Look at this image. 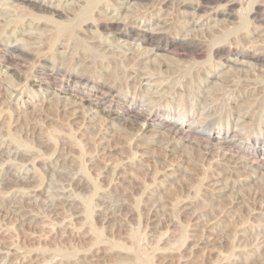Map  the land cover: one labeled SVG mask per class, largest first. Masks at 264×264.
<instances>
[{"label":"rangeland","instance_id":"rangeland-1","mask_svg":"<svg viewBox=\"0 0 264 264\" xmlns=\"http://www.w3.org/2000/svg\"><path fill=\"white\" fill-rule=\"evenodd\" d=\"M88 1L0 0V264H264V0Z\"/></svg>","mask_w":264,"mask_h":264},{"label":"bare ground","instance_id":"bare-ground-1","mask_svg":"<svg viewBox=\"0 0 264 264\" xmlns=\"http://www.w3.org/2000/svg\"><path fill=\"white\" fill-rule=\"evenodd\" d=\"M16 1V0H15ZM19 1V0H18ZM20 1H23V2H26V0H20ZM41 1H43V0H41ZM95 1H97V0H89L88 1V4L86 3V5H85V9H84V11L82 10V12L83 13H81V15H83L84 14V16H86V14L88 13V12H90L93 8V4L94 3H96ZM99 2H100V0H98ZM127 1V0H126ZM200 1V0H199ZM204 1H206V2H215V1H217V2H219L218 0H215V1H213V0H204ZM223 1V0H222ZM221 1V2H222ZM224 1H226V0H224ZM232 1V0H231ZM231 1H230V3H231ZM92 2V3H91ZM99 2H97V3H99ZM106 2V1H105ZM129 2V1H128ZM162 2V1H161ZM198 2V1H197ZM216 2V3H217ZM226 2H228L229 3V0H227ZM239 2V1H238ZM22 3V2H21ZM160 3V2H159ZM165 3V2H164ZM191 3V2H190ZM196 3V2H195ZM201 3V2H200ZM200 3H198V4H200ZM229 3V4H230ZM236 3V2H235ZM235 3H231L228 7L227 6H225V7H222V8H226V9H224L225 10V12L224 13H226L225 15H234V13H233V11L235 10ZM23 4H25V3H23ZM83 4V3H82ZM170 4V3H169ZM204 4V3H203ZM208 4V3H207ZM220 4H222L223 5V2L222 3H220ZM219 4V5H220ZM225 4V3H224ZM26 5V8L28 7V5L31 7V9L33 8V10L30 12H27V15H28V13H32V15H30V16H32L34 19L36 18L37 19V17L39 18H41L42 20L45 18V20H48V21H50V20H52V19H54V21H55V19H57V17H63L62 15H63V12L62 11H60V10H51L52 8H50V10L51 11H47V8H45V6H43V5H39L38 3H35V2H27V4H25ZM190 5V4H189ZM196 5V4H195ZM212 5V4H211ZM226 5V4H225ZM155 6V5H154ZM194 6V5H193ZM24 7V6H23ZM30 7H28V8H30ZM164 7V6H163ZM163 7H161V8H163ZM200 7H201V5H200ZM217 7V6H216ZM219 7V6H218ZM221 7V6H220ZM13 8V7H12ZM80 8V7H79ZM170 8V7H169ZM188 8V7H187ZM194 8H197V7H194ZM215 8V7H214ZM238 8V7H237ZM218 9V8H217ZM35 10H37L38 11V13H36V11ZM220 10V9H219ZM227 10V11H226ZM47 11V12H46ZM169 11V10H168ZM214 11V10H213ZM215 11H216V9H215ZM238 11V10H237ZM236 11V13L238 14V12ZM242 11V10H241ZM95 12V11H94ZM196 12V11H195ZM219 12V11H218ZM217 12V13H218ZM68 13V12H67ZM169 13V12H168ZM242 13V15L244 14L243 13V11L242 12H240V14ZM76 14V13H75ZM240 14H238L239 16H241ZM25 15V14H24ZM93 15V14H92ZM170 15V14H169ZM223 15V14H222ZM225 15H224V17H225ZM74 16V15H73ZM131 16V15H130ZM237 16V15H236ZM244 16V15H243ZM256 16H258V15H256ZM255 16V17H256ZM54 17H56V18H54ZM70 17V16H69ZM74 17H78V14L77 15H75ZM86 17H88V16H86ZM115 17V16H114ZM51 18V19H50ZM71 18V17H70ZM109 18H111V17H109ZM232 18V17H231ZM261 18H262V16H261ZM35 19V20H36ZM41 19H39V22H40V20ZM69 19V18H68ZM105 19V18H104ZM112 19V18H111ZM238 19V18H237ZM236 19V20H237ZM256 19H258V18H256ZM38 20V19H37ZM86 20H88V19H84L83 21H86ZM240 20V19H239ZM97 21V20H96ZM107 21V20H106ZM106 21H104L103 20V22H105L106 23ZM238 21V20H237ZM245 21V20H244ZM256 21V20H255ZM28 22V21H27ZM53 22V21H52ZM57 24L56 25H58V28H59V30L57 31V33H56V36H58V34H60V32H66V33H68L67 35H68V37L70 38L69 40H73L74 41V44H75V46L77 47V46H79L80 45V39H79V36L74 32V30H73V28H72V26H70V23H69V20L68 21H66V20H56L55 21ZM100 22H102V21H100ZM45 23V22H44ZM264 23V22H263ZM262 23V24H263ZM92 24V23H91ZM107 24H108V22H107ZM174 24V23H173ZM261 24V23H260ZM99 25H101V24H99ZM103 25V24H102ZM98 26V25H97ZM106 26H108V25H106ZM82 27V26H81ZM111 27V26H110ZM257 27H258V25H257ZM16 28V27H15ZM126 28H128L127 27V25H126ZM54 30V29H53ZM119 30V29H118ZM117 30V31H118ZM170 30V29H169ZM113 31V30H112ZM130 31V30H129ZM47 32V31H46ZM103 32V31H102ZM121 32V31H120ZM49 33V32H48ZM78 33V32H77ZM117 33H119V32H117ZM133 33V32H132ZM171 33V32H170ZM231 33V32H230ZM42 34H44V33H42ZM41 34V35H42ZM116 34V33H115ZM249 34V33H248ZM39 35H40V33H39ZM134 35V34H133ZM137 35V34H136ZM145 35V34H144ZM139 36V35H138ZM138 36H137V38H138ZM154 36V35H153ZM136 37V36H135ZM140 37H143V36H140ZM146 38H144L142 41H146V42H151L152 40H154L155 38L154 37H151V38H148L147 36H145ZM55 38V37H54ZM169 38V37H168ZM52 39V38H51ZM138 40V39H137ZM156 40H158V39H156ZM162 40V39H161ZM225 40V39H224ZM21 41V40H20ZM28 41V40H27ZM62 41V40H61ZM141 41V40H140ZM160 40H158V42H159ZM47 43V42H46ZM153 43V41L151 42V44ZM73 44V45H74ZM158 44V43H157ZM71 45V44H70ZM161 45V44H160ZM48 46H49V44H48ZM66 46V45H65ZM177 46H179V48H180V46L181 47H183L184 49H191V51L193 52V51H197V50H199V49H195L196 48V46L197 45H195V44H193V43H190V41H188V42H177V41H175V40H170V39H167L166 40V42L164 43V46H161V47H159L160 49H167V48H170V47H177ZM73 47V46H72ZM195 47V48H194ZM20 48V47H19ZM67 48V47H66ZM74 48V47H73ZM82 48V47H81ZM157 48V47H156ZM3 49V48H2ZM174 49V48H173ZM177 50H178V48H176ZM202 49V48H201ZM200 49V50H201ZM204 49V48H203ZM202 49V50H203ZM210 49V48H209ZM25 50V49H24ZM71 50V49H70ZM73 50V49H72ZM182 50V49H181ZM185 51H187V50H185ZM71 52V51H70ZM184 52V51H183ZM188 52H190V51H188ZM202 51H200V53H201ZM3 53V52H2ZM194 53V52H193ZM193 53H191V54H193ZM199 53V54H200ZM211 53V52H210ZM190 54V55H191ZM195 54V53H194ZM193 54V55H194ZM228 54V53H227ZM74 55V54H73ZM1 56V55H0ZM27 56V55H26ZM24 54H23V51H18V50H15V49H13L12 48V50H10V49H7V50H5V52H4V54H3V57H4V61H6L7 63H8V65H10L9 67H11V65H19V62H22L25 58H28V57H26ZM195 56V55H194ZM209 56V55H208ZM213 56V55H212ZM222 56H224V55H222ZM226 56H228V55H226ZM30 57V56H29ZM254 57V56H253ZM264 57V56H263ZM262 57V58H263ZM61 58V57H60ZM198 58V57H197ZM217 58V57H216ZM1 59V58H0ZM86 59V58H85ZM84 59V60H85ZM229 60V59H228ZM24 61H26V59L24 60ZM23 61V62H24ZM118 61V60H117ZM263 61V60H262ZM5 62V63H6ZM22 62V63H23ZM110 62V61H109ZM119 62V61H118ZM225 63V62H224ZM21 64V63H20ZM67 64V63H66ZM94 64V63H93ZM108 65V64H107ZM113 66V65H112ZM6 67V66H5ZM14 67V66H13ZM16 67V66H15ZM33 68V67H32ZM57 69V68H56ZM88 69V68H87ZM18 70V69H17ZM58 70V69H57ZM61 71V70H60ZM121 71V70H120ZM60 74H61V72H60ZM63 74V73H62ZM91 74V73H90ZM65 75V73L63 74V76ZM31 76V75H30ZM62 76V75H61ZM60 76V77H61ZM62 76V77H63ZM84 76V75H83ZM83 76H81V77H83ZM95 76V75H94ZM183 76V75H182ZM38 77H41V76H38ZM42 77H43V75H42ZM140 77V76H139ZM44 78V77H43ZM45 78H46V80H47V82H49V83H54V81H56V79L58 78V75H57V73H56V71H51V72H45ZM65 78V77H64ZM6 79V78H5ZM9 79V78H8ZM60 79V78H59ZM58 79V80H59ZM19 80V79H18ZM39 80H41V79H39ZM63 80V79H62ZM12 81H13V79H12ZM80 81V80H79ZM115 81V80H114ZM191 81V80H190ZM249 81V80H248ZM80 83V82H79ZM86 83V82H85ZM121 83V82H120ZM177 83H179V82H177ZM182 83V82H181ZM62 84V83H61ZM77 84V83H76ZM175 84V83H174ZM97 85V84H96ZM252 85V84H251ZM17 86V85H16ZM77 86V85H76ZM247 86H249V85H247ZM86 87V86H85ZM82 88V87H81ZM107 88V87H106ZM87 89V92L86 93H88L89 95H92L96 100H98V99H100V97H101V95H98V92L94 89V88H91L90 87V89L87 87L86 88ZM109 89V88H108ZM104 90H106V89H104ZM112 90V88L110 87V91ZM170 90V89H169ZM104 91H102V93H103ZM105 92H107V91H105ZM80 93V92H79ZM82 93V92H81ZM108 94H109V91L107 92ZM237 94V93H236ZM77 95V94H76ZM85 94H83V96H84ZM102 95H105L104 93L102 94ZM81 96H82V94H81ZM87 96V95H86ZM230 96V95H229ZM85 97V96H84ZM85 98H87V97H85ZM228 98V97H227ZM81 100H83V97H82V99ZM227 100V99H226ZM264 100V99H263ZM111 102V101H110ZM109 102V103H110ZM112 103V102H111ZM226 103V102H225ZM122 104V103H121ZM224 104V103H223ZM258 104V103H257ZM111 106V105H110ZM128 107V106H127ZM225 107V106H224ZM126 108V107H125ZM136 109H135V113L141 118V117H143L144 119L145 118H148L150 115H152V114H150V110L153 108H151V107H149L148 108V110H149V112H147V110H146V108H144L143 106L142 107H135ZM130 109V108H129ZM262 109V108H261ZM92 110V109H91ZM122 110V109H121ZM261 112H262V110H261ZM131 113H132V111H131ZM133 115H135L134 113H132ZM138 116H136V117H138ZM173 116V115H172ZM182 116V115H181ZM124 117V116H123ZM177 117V116H176ZM173 126H171V127H173V128H175L176 130H178L177 131V133H179V131L182 133V134H186V135H193V134H199V136L200 137H202V138H205V139H207V140H210V141H213V140H217V139H220V138H222L221 137V135H220V132H218V133H215L213 136H210V135H208V134H201L200 135V133H196L195 131H194V129H192V127H189L188 125H187V123H185V119L183 118V117H179L178 118V120H176V121H173L172 123H171ZM174 129V130H175ZM170 130V129H169ZM175 130V131H176ZM208 133V132H207ZM182 134H179L180 136L182 135ZM240 134V133H239ZM238 134V135H239ZM237 135V134H236ZM182 137V136H181ZM181 137L179 138V139H181ZM235 137V136H234ZM233 136L229 139V140H226V141H228V142H230V143H232V144H234L235 143V138H234ZM238 137V136H237ZM53 140V139H52ZM223 140H225V139H223ZM22 141V140H21ZM54 141V140H53ZM28 142V141H27ZM216 142V141H215ZM217 143V142H216ZM225 144V143H224ZM202 147V146H201ZM232 148V147H231ZM259 150L260 151H263L264 152V145L262 146V147H259ZM136 152V151H135ZM39 153V152H38ZM135 155V154H134ZM250 156V155H249ZM243 157V156H242ZM241 157V158H242ZM83 158V157H82ZM253 161V160H252ZM37 187V186H36ZM41 187V186H40ZM20 189V188H19ZM27 190V189H26ZM96 236V235H95ZM182 240V239H181ZM46 263V262H45Z\"/></svg>","mask_w":264,"mask_h":264}]
</instances>
